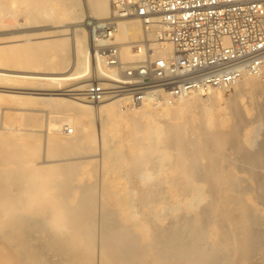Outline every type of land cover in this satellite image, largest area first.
Wrapping results in <instances>:
<instances>
[{
    "label": "bare ground",
    "instance_id": "1",
    "mask_svg": "<svg viewBox=\"0 0 264 264\" xmlns=\"http://www.w3.org/2000/svg\"><path fill=\"white\" fill-rule=\"evenodd\" d=\"M64 2L68 20L64 14L57 30L41 33L61 37L53 41L55 55H46L47 49L39 56L41 43L35 46L29 39L30 44L0 49V81L24 84L7 86L5 96L24 100V105L34 102L50 113L44 135L38 112H29L28 117L18 110L35 128L20 132L6 124V113L0 116V264H264V100L257 98L259 93L264 95V71L242 78L233 93L230 88L190 93L178 99L174 108L175 103L131 107L125 98L92 104L83 92L95 68L89 32L94 20L88 19L112 16L113 0ZM64 5L58 8L63 11ZM154 31L159 27L146 31L137 19H121L114 44L121 49L123 61L140 62L152 49L171 53L169 43L153 41ZM99 66L106 76L104 83L117 79L116 71ZM244 87L252 96L248 105L239 101ZM167 119L173 123L164 126L161 122ZM42 147H50L51 158L63 152L66 156V152L98 150L103 171L114 174L104 184L105 227L100 226L104 232L98 248L93 193L76 192L79 177L72 186L75 165L62 170L61 162L49 166L37 162ZM153 163L158 171L150 167ZM158 175L169 183L168 194L161 192L163 188L157 190L158 178L157 185L149 181L156 182ZM203 201L206 211L195 213V205ZM166 207L176 214L183 210L181 216L185 211L198 214L195 230L193 223H187L193 220L189 213L186 224L181 220L182 228L178 229L174 212V229L169 232L160 226L169 215L163 213ZM184 225L194 231L188 232L187 227V234L182 233ZM200 228L205 229L204 235ZM205 236L209 239L204 241ZM206 241L211 242L210 248L203 244Z\"/></svg>",
    "mask_w": 264,
    "mask_h": 264
},
{
    "label": "built area",
    "instance_id": "2",
    "mask_svg": "<svg viewBox=\"0 0 264 264\" xmlns=\"http://www.w3.org/2000/svg\"><path fill=\"white\" fill-rule=\"evenodd\" d=\"M112 5V16L90 25L95 68L83 92L92 104L117 98L131 107L173 104L264 71V0H113ZM125 18L141 21L146 31L159 27L153 41L169 43L172 52L152 49L140 62H124L114 39ZM100 64L116 71L117 79L104 83Z\"/></svg>",
    "mask_w": 264,
    "mask_h": 264
},
{
    "label": "rangeland",
    "instance_id": "3",
    "mask_svg": "<svg viewBox=\"0 0 264 264\" xmlns=\"http://www.w3.org/2000/svg\"><path fill=\"white\" fill-rule=\"evenodd\" d=\"M0 2H1V4H0V38H3L4 37V39H0V49L1 50H3V49H5V48H13V47H19V46H23L22 44H30V43H32V45H33V43H35V46L37 45V43L38 44H40L41 43V45H38V46H41L42 48L40 49L41 50V52H40V50L38 51V52H40L39 53V56H41V55H45V54H42V53H44V51L45 50H47V51H45V53H46V55H55L56 53H57V51L56 50H54V47L53 46H55V45H53L54 44V40H56L57 38H61V37H45V35H43V34H41V33H43V32H46V31H54V30H57L58 28H56V26H57V23H58V25L59 24H61L62 23V21L61 20H63V21H65L64 20V18L65 19H67L68 17H67V15H66V7H65V5L63 4V3H65L64 2V0H0ZM61 2H63V3H61ZM61 3V4H60ZM61 5H64L63 6V9L65 10H60L59 8H61L62 6ZM58 6H59V8H58ZM4 7V8H3ZM55 7H57V8H55ZM65 7V8H64ZM52 8V9H51ZM59 11H58V10ZM48 10H50V11H48ZM3 11V12H2ZM49 12V14H48V12ZM52 11V12H51ZM58 11V12H57ZM60 11H62V14H61V12ZM57 14H56V13ZM83 12H84V10H83ZM61 14V15H60ZM64 14L66 15L64 18H63V16H64ZM82 14H84V13H82ZM58 15V16H57ZM59 15H60V17L62 16V18L60 19V17H59ZM58 17H59V19H58ZM68 20V19H67ZM88 20H95L93 17H90ZM19 23H23L22 25L21 24H19ZM82 23H84V21L82 22ZM50 27H52L51 29H45V28H50ZM56 28V29H55ZM39 32H38V31ZM60 30V29H59ZM89 30V29H88ZM23 31H31V32H29V34H31V35H28V34H26V35H15V33H18V32H23ZM89 32H90V30H89ZM8 35H7V34ZM11 33V35H9ZM40 33V36L38 35V34ZM1 34H5V35H1ZM68 37H70L69 35H67ZM90 36H91V32H90ZM66 37V36H65ZM28 39H29V42H28ZM48 41V42H47ZM27 42V43H26ZM45 43H48V45H47V48H46V44ZM24 44V45H25ZM43 44V45H42ZM45 44V45H44ZM43 51V52H42ZM49 51V52H48ZM48 52V53H47ZM56 52V53H55ZM55 53V54H54ZM41 54V55H40ZM35 55H36V53H35ZM48 55V56H49ZM125 62V61H124ZM262 81L264 80V77L262 76ZM264 82V81H263ZM4 83V84H3ZM1 82L0 81V116H1V114L2 113H6L5 114V116H4V120H5V122H6V124L8 125V126H11L12 128L14 127V129L15 130H17L18 132H20V131H23V130H27L28 128L29 129H35L34 127L32 128L31 126V122L29 123L28 121L30 120L28 117L30 116V114L32 113V114H36V115H39V114H37V112L38 113H40V115H39V117L40 118H42L41 119V123L40 124H43V125H41V126H43V128L40 130V127H39V130L41 131H39L40 133H42V135H44L45 134V130H46V123L48 122L47 121V119H48V115H50V113L48 112V108L47 107H45L44 108V106H39V105H36V103H34V102H32V104H31V101L30 102H27L26 103V101H25V103H26V105H24V100H21V99H19V98H13V99H15V101H12L13 99L12 98H8V97H6L5 96V93H7V92H5L4 91V89L5 90H7V86L8 87H10V86H12V87H24L23 85L24 84H22V83H14V82ZM20 84V85H19ZM3 89V90H2ZM234 89V87H231L230 88V90L228 89V91L230 92V93H233L232 92V90ZM246 88L244 87V89L242 88L241 90H239V93H238V91H237V93L241 96V97H239V101H240V103L241 104H243V105H248L249 103H250V99H251V95H250V92H249V90L247 91V89L245 90ZM13 90V89H12ZM2 91H3V93H2ZM234 92H235V89L233 90ZM2 93V94H1ZM4 95V96H3ZM8 95V94H7ZM238 95V96H239ZM1 96H3V97H1ZM4 97H6V99L4 98ZM2 98V99H1ZM257 98H258V100H264V95L263 94H261V93H259V94H257ZM9 99V100H8ZM7 101V103H6V101ZM9 102V103H8ZM10 103H11V105H10ZM23 103V104H22ZM33 103H34V105H33ZM24 105V106H23ZM177 104L175 103L174 105H173V108L174 107H177L176 106ZM15 106V107H14ZM26 106V107H25ZM43 107V108H42ZM172 107V106H171ZM42 109V110H41ZM18 110L20 111V112H26L27 113V116L24 114V117L22 116V113H20V112H18ZM17 111V112H16ZM29 112H31L30 114H29ZM34 112H36V113H34ZM17 113H20L19 115L17 114ZM43 113V114H42ZM29 114V115H28ZM48 114V115H47ZM44 115V116H43ZM21 116V117H20ZM25 118V117H27L28 118V120H26V119H23V118ZM169 119H167V121H168ZM24 121L26 122H28V124H27V122L26 123H24ZM167 121L165 120V122L164 121H162L161 123H163V124H169V123H173L172 121H168V123H167ZM22 122V123H21ZM19 123H20V125H19ZM19 126H21V128L19 127L18 128V125ZM25 124H27V125H25ZM166 124L164 125V126H166ZM17 125V126H16ZM25 125V126H24ZM16 127H17V129H16ZM23 128V129H22ZM67 128V127H66ZM96 128V127H95ZM98 132V131H97ZM75 134V133H74ZM141 134V133H140ZM41 135V136H42ZM44 138V137H43ZM48 149V150H47ZM194 149V148H193ZM193 149H190V150H193ZM49 150H51L50 149V147L49 148H46V147H42V149H40V151H39V154H38V156H36V160H37V162H43V161H45V165L47 164L48 166H49V164L50 165H52L53 163L54 164H56V162H57V165H58V163L59 162H61L62 163V165H61V168L60 169H62V168H67V167H70V166H74L75 167V169H77V170H75V172H74V174H75V177L74 178H72V179H74L73 181L71 180V183H72V186H75L77 183H79L78 182V177L80 178L79 179V181L81 182V183H79L78 184V191H76L78 194L80 193H83L84 192V194H86V192H87V194L86 195H89L90 194V192H92L93 194V196H94V198L96 199V201L94 200V203H96L97 205H96V208H94L93 210L94 211H96L95 212V214L93 215V217L95 218V215H96V220H95V223H96V230L94 229L93 231H95L94 233H93V231H92V233H93V235L95 234V236H97V237H95L96 239H98V240H95V242L98 244L97 246H96V248H98V246H99V243H101L102 241V235L101 234H103V232H104V228H101V227H103L104 225H102V224H104V221L102 220V216H103V212H102V206H101V201H102V195H103V193H104V187H105V185L107 184V178H112V177H110L111 175H114V174H112V173H109V174H105V171H103V167H102V159H101V153L98 151V150H96L97 151V153H94V152H90V151H85V150H82V151H80V153L79 154H76L75 152L73 153V152H66V156H65V152H63V153H61V154H64V155H61L60 154V156L59 155H55V157L56 156H58V157H50V156H54V154L52 153V155H51V153H49L48 151ZM45 152V153H44ZM48 152V153H47ZM51 152V151H50ZM76 152H79V151H76ZM46 153H47V156L45 157V155H46ZM63 156V157H62ZM92 156V157H91ZM94 156V157H93ZM61 157V158H60ZM90 157V158H89ZM45 158V159H44ZM49 158V159H48ZM51 158V159H50ZM95 159L96 158V160L94 161L93 159ZM58 159H59V161H58ZM92 160L90 163H88V164H90V165H86V164H84L83 162L84 161H87V160ZM98 159V160H97ZM56 161V162H55ZM77 161V162H76ZM81 161V162H80ZM93 162V164H91ZM102 162V163H101ZM49 163V164H48ZM73 163V164H72ZM84 164V165H83ZM100 164V165H99ZM59 165V166H60ZM93 165V166H92ZM157 165V166H156ZM151 166H154V168L158 171V164H156V163H153L152 165H150V167ZM153 168V169H154ZM84 169V170H83ZM91 169L92 170H94L92 173L94 174H92L91 173ZM154 169V170H155ZM63 170V169H62ZM89 172H88V171ZM152 170V169H151ZM153 170V171H154ZM76 171H78V172H76ZM157 171H155V172H157ZM86 172H88L89 173V175H90V173L92 174V175H88V173L86 174ZM104 172V174H102ZM150 173L152 172V171H149ZM155 172L153 173V174H155ZM81 173V174H80ZM77 174H79L78 176H77ZM86 174V175H85ZM153 174H151V175H153ZM83 175V176H82ZM105 175V176H104ZM106 175H108V176H106ZM93 176V177H92ZM154 176V175H153ZM162 178V176L161 175H158V176H156L153 180H156V182L155 181H152V180H149L150 182H151V184L153 185L154 183V185H157L156 183H157V179L156 178H158V180H159V178L160 177ZM90 177H92V178H89ZM94 177H95V179H94ZM106 179H104V178ZM107 177V178H106ZM165 177V176H164ZM92 179H94V180H92ZM164 179L165 178H163V180L162 179H160V180H162V182L159 180V182H158V188H157V190H161L162 188L164 189V190H161V192H163V191H165L164 193L165 194H168L167 193V191L166 190H168L169 188H168V182H166V181H164ZM90 182V180L92 181V182H90V183H92L91 185H90V183L88 182V181ZM76 181V184L74 185V182ZM87 181V182H86ZM104 181H106V182H104ZM148 181V182H149ZM82 182H85L86 184H84V185H86V189H85V186L83 185V183ZM147 182V183H148ZM149 182V183H150ZM88 183V184H87ZM80 184H81V186H80ZM103 184V185H102ZM105 184V185H104ZM165 184H167V186L165 185ZM71 185V184H70ZM82 185L84 186V189L82 188ZM149 185V184H148ZM147 185V186H148ZM94 190H91V188ZM160 186V187H159ZM153 187H156V186H153ZM81 188V190H79ZM159 188H161V189H159ZM171 188H173V187H171ZM84 190V191H83ZM81 191V192H80ZM95 192V193H94ZM100 194V195H99ZM164 194V195H165ZM97 196V198H98V200H97V198H96V196ZM79 196L80 195H78L77 196V198H79ZM165 196H167V195H165ZM208 199H210V198H208ZM77 200V199H76ZM208 201V200H207ZM75 203H76V201H75ZM170 203H172V202H170ZM205 203V204H204ZM200 204V203H199ZM198 204V205H199ZM172 205V204H171ZM195 205V207H196V211H195V213L197 212V210L198 209H200L198 212H200V211H202L203 209H205V206L207 205L206 204V201L204 202L203 201V204L202 205ZM208 205H209V201H208ZM100 207V208H99ZM168 207V206H167ZM166 207V212H165V209L163 210L164 212V214L165 215H167V214H169V215H167L168 217L167 218H165L164 217V223L166 224H164V223H160V226H161V224H162V227L164 228H166V230H169V228H173L174 229V226H173V224H174V222L173 223H171L172 221H174V219L175 220H177V222H176V224H178V223H180V226L178 227V229L179 228H182V225L185 223V222H187L186 221V219L188 220V217H185V216H187V214L189 213V217L191 218H193V220L192 219H189V220H191V221H193V222H191V221H189V222H187V223H189V224H192L193 223V226H191V228H193L194 230H195V220H196V218H197V216H199L198 214H196L195 215V213H193V214H191L190 215V211L189 212H184L183 213V215H184V217H183V215L181 216L180 215V213L181 212H183V210H181L179 213H175L171 208V210H170V212H169V210H168V208ZM198 207V208H197ZM204 207V208H203ZM209 207V206H208ZM208 207H206V209H208ZM203 208V209H202ZM96 209V210H95ZM194 210H195V208H193ZM191 210V211H193L194 212V210ZM202 209V210H201ZM147 210H149V209H147ZM168 210V211H167ZM203 211H206V210H203ZM102 212V213H101ZM169 212V213H168ZM172 212H174V214L176 215V217H175V215L172 213ZM162 213V216H165L164 214ZM192 213V212H191ZM172 214V215H171ZM182 214V213H181ZM186 214V215H185ZM177 215H179V218H178V216ZM101 216V217H100ZM175 218H174V217ZM181 216V217H180ZM99 217H100V219H99ZM182 217H183V219H182ZM98 218V219H97ZM171 218V219H170ZM103 219H104V217H103ZM120 219V218H119ZM169 219V220H168ZM94 220V219H93ZM101 220V221H100ZM165 220L167 221V222H165ZM172 220V221H171ZM180 220V222H178ZM181 220H184V221H182L183 223H182V225H181ZM102 221H103V223H102ZM119 223L121 222V219L118 221ZM191 222V223H190ZM206 222H207V220H206ZM94 223V224H95ZM101 223V224H100ZM116 223H117V221H116ZM205 223V222H204ZM100 224V225H99ZM168 224V225H167ZM172 225V226H170V227H168L169 225ZM186 224V223H185ZM175 225V224H174ZM205 225V224H204ZM101 226V227H100ZM177 226L178 225H176V229H177ZM185 226H186V232H183L184 231V228H185ZM94 227H95V225H94ZM100 227V228H99ZM105 227V226H104ZM187 225H184V227H183V229H181V230H183L182 231V233H184V234H187ZM205 228V227H204ZM204 228H200L201 230H200V232L201 233H203V232H205L204 230ZM100 229H101V232H100ZM103 229V230H102ZM190 228L188 227V230H189ZM171 230V229H170ZM170 230H169V232H170ZM194 230H192V229H190V231H188V232H191V231H194ZM103 231V232H102ZM100 232V233H99ZM167 232V231H166ZM100 235H101V237H100ZM203 235H204V233H203ZM94 237V236H93ZM59 238H61V239H63L62 237H59ZM65 238H67V237H64V239ZM101 238V239H100ZM4 239H6L5 241H7V238H4ZM3 239V240H4ZM202 239V238H201ZM203 239H204V237H203ZM209 238L207 237V239H206V236H205V239H204V241L205 240H208ZM101 241V242H100ZM203 241V240H202ZM209 241H211V239L209 240ZM209 241H206V242H203V244L205 243V245H208V246H206L207 248H210L211 247V242H209ZM208 242L210 243V245L208 244ZM200 243H201V241H200ZM205 245H203L204 247H205ZM205 247V248H206ZM220 255L221 256H224L222 253H220ZM220 255H218V258H221V256ZM223 259H224V257L222 258V259H220L218 262H221V261H223ZM218 260V259H217Z\"/></svg>",
    "mask_w": 264,
    "mask_h": 264
}]
</instances>
